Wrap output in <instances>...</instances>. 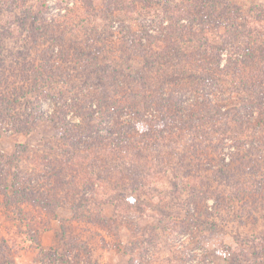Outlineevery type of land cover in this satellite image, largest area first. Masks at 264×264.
I'll return each mask as SVG.
<instances>
[{"label":"rangeland","instance_id":"rangeland-1","mask_svg":"<svg viewBox=\"0 0 264 264\" xmlns=\"http://www.w3.org/2000/svg\"><path fill=\"white\" fill-rule=\"evenodd\" d=\"M218 1L0 0V264H264V13Z\"/></svg>","mask_w":264,"mask_h":264},{"label":"trees","instance_id":"trees-1","mask_svg":"<svg viewBox=\"0 0 264 264\" xmlns=\"http://www.w3.org/2000/svg\"><path fill=\"white\" fill-rule=\"evenodd\" d=\"M147 1H153V0H147ZM156 1L158 2L159 0H156ZM162 1H164V3L162 5H165V8H166V7H168V5L170 3H172V1L175 2L176 0H162ZM195 1H197L198 6L196 7V9L199 10V14L200 15H202L201 13L205 14L202 16L203 22H206V20L210 22V21H213L214 19H216V22H217V19L222 18L221 15L229 10L228 4L226 2L223 3V5L220 9V7H219L220 2L218 0H185L184 3H186L190 7V6H192L191 2H195ZM176 5L179 6L178 9H176L179 16H181V17H183V16L189 17L190 16L189 12L183 11V9L180 8L182 5V2L177 1ZM236 6H238V5L236 4ZM218 9H220L221 13L223 12L220 16L218 15ZM247 10H248V11H246L247 14L243 18L241 25H243V26H248V25L255 26L256 24L254 23V21L257 22V20H258V19L254 18V16H258L255 13H264V3L260 4L259 0H256L254 2L252 1L250 3L249 7L247 8ZM167 14H169V13H167ZM225 14H227V13H225ZM235 23L239 24L238 21H236ZM218 24H221V23H218ZM259 32H262V30H260ZM216 37H218V35ZM197 41L200 42V40H197Z\"/></svg>","mask_w":264,"mask_h":264}]
</instances>
